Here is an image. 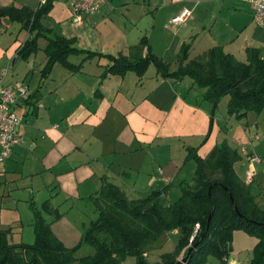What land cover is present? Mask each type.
Returning a JSON list of instances; mask_svg holds the SVG:
<instances>
[{"label": "crops", "instance_id": "0c3cea01", "mask_svg": "<svg viewBox=\"0 0 264 264\" xmlns=\"http://www.w3.org/2000/svg\"><path fill=\"white\" fill-rule=\"evenodd\" d=\"M41 1L0 0V9L35 11ZM183 10L190 17L180 25L172 24ZM7 22L0 23V71L10 66L5 83L23 85L26 97L16 110L24 143L0 163V202L12 200L6 210L18 214L20 208L27 210L33 228L30 204L38 208L47 201L60 217H43L64 247L77 245L96 218L93 197L104 183L116 185L129 199L162 190L168 183L167 199L173 183L190 181L194 172L192 168L191 176L182 174L185 159H171L170 147L189 141L181 147L197 148V155L206 159L218 144L215 118L202 144L210 106L201 99L204 90L196 91L191 81L163 79L155 69L140 78L133 73L102 78L109 66L104 58L84 61L76 72L55 64L44 78L46 45L42 48L40 41L47 44V40L40 38L38 52L19 60L17 50L32 35L20 24L13 27L15 23ZM40 26L48 38L75 39L80 50L113 57L136 56L132 48L143 39L142 57L149 47L170 69L176 67V55L184 44L190 45V59L213 47L240 62L246 61L250 48L260 49L264 57V30L253 23L251 7L242 0H105L79 26L72 24L70 0H52ZM13 28L18 34L10 46L4 40L11 38ZM194 51L199 54L192 57ZM79 58L73 64H79ZM161 146L168 148L169 158L154 168L153 156H160ZM92 210V216L86 215ZM1 226L10 229V243H24L22 217L7 219ZM246 261L231 256L228 263Z\"/></svg>", "mask_w": 264, "mask_h": 264}, {"label": "trees", "instance_id": "16d2710c", "mask_svg": "<svg viewBox=\"0 0 264 264\" xmlns=\"http://www.w3.org/2000/svg\"><path fill=\"white\" fill-rule=\"evenodd\" d=\"M51 6L52 0H44L35 11L0 9V23L7 20L20 24L32 35L17 50L19 60L26 61L38 52L40 38L47 40L43 49L47 61L41 71L44 78L55 64L76 72L82 62L94 58L109 62L102 78L123 77L127 73L140 78L150 66L163 79L180 82L188 78L192 87L204 90L201 99L210 106L209 128L202 144L212 132L215 112L223 97H228V115L236 118L248 113L258 115L264 108V57L258 48L247 49L246 61L240 62L220 47L190 59V45L184 44L176 55V68L171 70L149 47L142 57L146 46L143 39L132 48L136 56L127 58L80 50L75 39L46 37L40 20ZM72 56L82 57L81 62H69ZM186 151L185 162L192 161L195 169L190 181L178 184L180 197L176 201L164 202L169 185L147 196L129 199L116 185L104 183L93 197L96 218L72 248L64 247L45 221L43 214L53 216L54 220L60 217L49 203L46 201L38 208L30 204L35 240L32 244H12L8 240L10 229L0 230V264H126L129 258L135 264H176L180 255L184 258L191 248L186 264H201L206 256L226 262L236 230L258 239L247 264H264V207L258 203L253 181L246 184L236 174L237 150L222 142L215 145L206 159L197 155V148ZM174 231L173 251L150 262L148 255L161 246L160 239ZM82 251L85 252L79 255Z\"/></svg>", "mask_w": 264, "mask_h": 264}, {"label": "rangeland", "instance_id": "374dc122", "mask_svg": "<svg viewBox=\"0 0 264 264\" xmlns=\"http://www.w3.org/2000/svg\"><path fill=\"white\" fill-rule=\"evenodd\" d=\"M12 26L15 27L16 24H13ZM17 34H18V31L13 28L11 38L5 39L4 42L7 45H10V46L13 45ZM2 42L3 40L0 39V43ZM45 45H46V41L41 40L40 46L43 48ZM197 54L199 53L194 51L192 53V57ZM41 55H43V52H41ZM79 59L80 58L76 56L75 57L72 56L70 58V60L73 63H77ZM238 61H241V60H238ZM175 68H176L175 65H172L171 70H175ZM11 72H12V68L9 69L8 75H10ZM151 73H154L153 67H150L148 69L146 75L148 74L150 75ZM185 81H191V80L186 78ZM196 91H198L199 93H202L203 89L196 88ZM227 102H228V97H223L220 100L218 107L216 109V112H215V121L217 122L216 125L218 126V132L216 131L218 134L215 133L218 135L217 142L218 144L225 142L229 147L237 150V153L239 155V160L235 164V171L241 181L248 184V182H246L247 181L246 173L249 170L254 171L255 176L252 179L254 191L256 194H258L257 195L258 196L257 198L259 201L258 203L262 207H264V108L261 110V112L258 115L253 114V113H248L245 117L236 118L235 116L228 115ZM255 136H258L259 139L254 140ZM239 141L241 142V146L237 145V142ZM185 142L188 144L189 141H185ZM185 142L183 143V140H182L176 146L173 145L172 147H170L171 150L169 152L171 155V159H180V158L186 159V156H187L186 150L188 148H194V147H185V148L181 147L182 145L185 144ZM191 146H194V145H191ZM241 147H244V148L247 147L248 152L253 154L259 160V163H255L250 166V164L246 161L245 156L241 153ZM167 149H168L167 147L164 148L163 146L162 148H160V151H161L160 156L159 155L153 156L155 159L154 168H156L157 166L163 164V162H166L168 160L169 154H168ZM151 152L153 153L154 150H151ZM147 160L148 159H146V161ZM192 168L195 169L194 163L192 161H187L184 166V169L182 170V174L185 176L186 175L191 176L193 172ZM170 193L171 194L167 196V199H164L165 203L174 202L180 197V191H179L177 182L173 183V187ZM13 203L14 202L12 200L8 202H0V230H4L3 229L4 227H2L1 225H3L7 219L20 216L23 218V222H24V226L22 227V231L24 234L23 244H32L35 240V237L33 234L34 233L33 228L28 223V217H29L28 212L27 210H24L21 208L19 210L20 212L19 214L15 210L14 211L6 210V207L7 206L11 207ZM89 214L92 216L93 210L91 212L89 211V213L86 215H89ZM242 237H245V238H242ZM257 242H258V239L256 237L251 236L250 234L242 230H236L232 233L230 256L226 262H222L213 256H206L205 258L202 259L201 264H230L228 263V261L231 258V256H234L238 260L247 259L248 261L246 262L248 263L252 259L253 249L256 246ZM160 243H161V246L154 248L148 255V259L150 262L157 261L159 256L163 253L173 251L175 247V243H176V235L173 234V232H170L164 235L160 239ZM83 252L85 251H82L81 253H79V255L83 254ZM181 258H182V255H180L177 261H179ZM126 264H135V263L132 258H129L126 261Z\"/></svg>", "mask_w": 264, "mask_h": 264}, {"label": "built area", "instance_id": "2783aa9c", "mask_svg": "<svg viewBox=\"0 0 264 264\" xmlns=\"http://www.w3.org/2000/svg\"><path fill=\"white\" fill-rule=\"evenodd\" d=\"M105 0H70L71 21L74 26H79L84 16L96 13ZM248 3L252 10L253 23L264 30V0H242ZM44 3V0L41 1ZM190 17V12L183 10L171 20L172 24L180 25ZM10 66L0 71V163L5 162L13 149L24 143L20 135L21 119L16 115L18 102L26 97V88L21 84H6ZM259 137L255 136L254 140ZM241 146V142H237ZM241 153L251 165L259 163V160L248 152L247 147H241ZM255 174L253 170L246 173V182H251ZM168 185V183H167ZM176 234V231L173 232Z\"/></svg>", "mask_w": 264, "mask_h": 264}, {"label": "water", "instance_id": "95a60500", "mask_svg": "<svg viewBox=\"0 0 264 264\" xmlns=\"http://www.w3.org/2000/svg\"><path fill=\"white\" fill-rule=\"evenodd\" d=\"M230 199H231V202L233 203L232 198H230ZM235 211L237 213V210H235ZM191 250H192V248L188 251L187 255L184 258H181L179 261H177L176 264H186L187 259H188V255L190 254Z\"/></svg>", "mask_w": 264, "mask_h": 264}]
</instances>
